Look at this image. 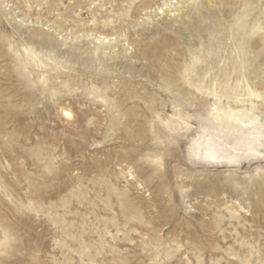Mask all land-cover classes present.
<instances>
[{
  "label": "rangeland",
  "instance_id": "rangeland-1",
  "mask_svg": "<svg viewBox=\"0 0 264 264\" xmlns=\"http://www.w3.org/2000/svg\"><path fill=\"white\" fill-rule=\"evenodd\" d=\"M0 264H264V0H0Z\"/></svg>",
  "mask_w": 264,
  "mask_h": 264
},
{
  "label": "snow or ice",
  "instance_id": "snow-or-ice-1",
  "mask_svg": "<svg viewBox=\"0 0 264 264\" xmlns=\"http://www.w3.org/2000/svg\"><path fill=\"white\" fill-rule=\"evenodd\" d=\"M65 115H70L69 113H65Z\"/></svg>",
  "mask_w": 264,
  "mask_h": 264
}]
</instances>
